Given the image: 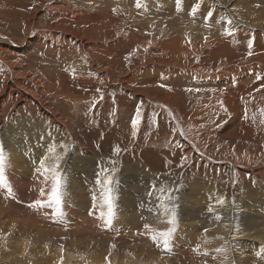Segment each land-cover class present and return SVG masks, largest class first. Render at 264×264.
Listing matches in <instances>:
<instances>
[{
  "label": "rangeland",
  "instance_id": "rangeland-1",
  "mask_svg": "<svg viewBox=\"0 0 264 264\" xmlns=\"http://www.w3.org/2000/svg\"><path fill=\"white\" fill-rule=\"evenodd\" d=\"M2 1L0 41L11 49L0 50V70L10 72L13 64L10 78L24 74L30 84L23 89L32 96L34 80L48 78L42 74L49 69L83 101L45 99L58 126L16 112L10 102L0 123L6 158L0 264H264V0ZM72 33L89 44L85 51ZM74 52L86 57L77 64ZM164 61L186 70L168 74L155 65ZM144 62L148 67L137 70ZM235 66V76L216 82L225 84L220 88L190 74L192 67ZM10 78L0 73V89ZM213 94L224 102L196 109ZM158 103L177 109L182 131ZM19 148L23 167L13 170L7 157ZM56 154L63 157L60 211L49 201L50 174L40 169ZM258 168L252 178L249 171ZM105 173L115 197L111 225L99 218L97 180ZM36 200L44 206L29 207ZM173 214L165 249L151 235L173 227L165 222Z\"/></svg>",
  "mask_w": 264,
  "mask_h": 264
},
{
  "label": "bare ground",
  "instance_id": "bare-ground-1",
  "mask_svg": "<svg viewBox=\"0 0 264 264\" xmlns=\"http://www.w3.org/2000/svg\"><path fill=\"white\" fill-rule=\"evenodd\" d=\"M4 2V0L2 1V4H4L3 3ZM56 9H60V7H57ZM48 10H50V12L52 13L53 11H54V9L53 8H50V9H48ZM53 14V13H52ZM15 20V19H14ZM29 20V19H28ZM40 22H42V21H40ZM44 23V22H43ZM143 23H145V22H143ZM38 24V23H37ZM135 24V23H134ZM44 25V24H43ZM37 26V25H36ZM35 26V27H36ZM138 26V25H137ZM136 26V28H138ZM144 26V25H143ZM34 27V28H35ZM38 27V26H37ZM137 30V29H136ZM30 31H31V27H29V28H27V29H25V33H26V35L27 36H30ZM73 34V33H72ZM72 34H71V36H72ZM47 35V34H46ZM55 37H53L54 39H60L61 38V36H57V35H54ZM50 37V36H49ZM90 37V36H89ZM28 38V40H26L25 41V45L27 46V47H29L28 46V44L30 43L31 44V42H32V40H29V37H27ZM73 39H74V42H78L79 43V46L81 47V49L83 50V51H85L87 48H88V46H89V44H87L84 40H82V39H80L79 38V36H77V34H73V37H72ZM223 38V37H222ZM31 39H33V38H31ZM35 40V39H34ZM33 40V41H34ZM218 40H221V39H218ZM31 41V42H30ZM222 41V40H221ZM56 42V40H54V43ZM152 42H154V41H152ZM213 42V43H212ZM212 42H209V43H211V44H214L215 43V40H213ZM220 42V41H219ZM7 43V42H6ZM210 44V45H211ZM34 45V44H33ZM4 46H7V47H4ZM6 48H9V49H11L10 47H9V45H7V44H3V43H1V41H0V50H4V49H6ZM21 48H22V46H21ZM196 48H198V46L196 47ZM206 48H208V47H206ZM212 48V47H211ZM26 49V48H25ZM202 49V48H201ZM196 50V49H195ZM194 50V51H195ZM200 50V49H199ZM210 50V49H209ZM5 51V50H4ZM6 52H7V50H6ZM8 53H10V52H8ZM11 54V53H10ZM197 54V53H196ZM79 54L77 53V52H74L73 53V57L75 58V62L78 64L79 63V60H82V59H84L86 56H84V54L82 53V55L81 56H78ZM147 55V54H146ZM145 55V56H146ZM199 55V54H198ZM5 55H4V53L3 52H1L0 51V58L2 59V57H4ZM78 58V59H77ZM94 58L96 59H94V61L96 62V65L98 64V62L100 61V56L97 54V55H95L94 56ZM8 60L10 59V57L9 58H7ZM212 59V58H211ZM144 60H146V59H144ZM208 60V59H207ZM33 61V60H32ZM159 61H161V60H159ZM163 62V61H162ZM185 62V61H184ZM206 62H208V61H206ZM210 62V61H209ZM231 63V62H230ZM148 64V63H147ZM145 62L142 64V65H140V66H138L137 67V70H142V69H144V67H148V65H147ZM151 64V63H150ZM204 64V63H203ZM233 64H234V62H233ZM23 65L25 66V74L26 75H28V71H30V70H32L31 68H29L28 67V65L26 64V62L24 61L23 62ZM155 65H157V66H159V67H163L165 70H167L166 72L168 73V74H171L172 72H174L175 71V69H178V70H186V66H184L183 67V69L179 66V64H178V62L177 61H171V62H167V61H164V63H157V64H155ZM154 65V67H156ZM183 65V64H182ZM236 65V64H235ZM13 68H10V72L9 71H7L6 69H4V71H5V74H6V76L7 77H11V74H12V77L14 78V75H15V69H14V65L12 64L11 65ZM204 66H206V65H204ZM232 66V65H231ZM150 67V66H149ZM152 67V66H151ZM153 67V68H154ZM159 67H158V70H159ZM236 67V66H235ZM230 67L228 70L227 69H215L213 72L211 71H204V70H201L199 67H192L193 68V70H192V73H190L191 74V76L192 77H194V78H200V79H210L211 80V82L210 83H207L208 85H207V87H210V84H216L217 85V87L218 88H220V87H222V86H225V84H223V83H216V82H218V81H225V78L227 77V80L230 78V75H234L235 74V72H237L238 73V71H239V66L238 67ZM250 67V66H249ZM28 68V69H27ZM222 68V67H221ZM46 69V68H45ZM74 69H76L75 68V66L74 65H72L71 67H70V69L68 70V71H73ZM209 69V68H208ZM1 71V70H0ZM4 71L2 70L0 73H4ZM34 73H35V71H33ZM38 72H40V71H38ZM206 72H208V74L206 73ZM54 73L55 72H52V71H50L49 69H47V70H45V74H42V76H47L48 78H42L41 80H40V82L38 83L36 80H34V82L36 83V92H35V94L34 95H30L29 93H27L23 88H25L26 89V83H28V84H30L29 82H28V80L26 79V77H25V75L24 74H22V77L21 78H15L14 79V81H13V78H10L11 79V81L12 82H10V83H6V84H4L2 87H1V89H0V123H6L7 122V116H5L6 115V113L8 112V109H9V104H10V102H12L13 103V106H14V108H15V110H16V112H18V111H22V113L24 112V113H37V114H39L40 115V117H42L44 120H45V122L47 121L48 123H50V125H52V126H58L61 122L58 120V118H57V115H56V113H57V111H55V110H52V109H50L49 107H46L45 105H44V100L45 99H49V98H52V99H55V100H59V99H63L64 97L65 98H67V100L66 101H68V102H66V103H78L79 101H83V100H81V98H79L78 96H76V95H74V94H71V93H68V92H66L64 89H63V87H62V85L59 83V81H55V80H53L52 78H51V76H54ZM62 74H65L66 75V73H62ZM41 75V74H40ZM29 76V75H28ZM235 76V75H234ZM29 77H31V76H29ZM37 79V78H36ZM54 81V82H53ZM62 82V81H61ZM203 83H205V82H203ZM202 83V84H203ZM205 86V85H204ZM206 87V86H205ZM191 90V89H190ZM192 90H194V89H192ZM198 90H203V89H198ZM196 91V90H195ZM195 91H193V92H195ZM214 96H212V97H210L209 99H207L204 103H201V104H199L198 105V108H196L197 110H201V109H203L204 111H205V109H211V107L213 106V105H216V104H220V103H223L224 102V100H220V98H221V96L220 95H218V96H216L215 94H213ZM63 98H62V97ZM224 96V98H225V95H223ZM193 97V96H192ZM171 98L172 99H175V97L174 96H171ZM14 101H15V104H14ZM65 102V101H64ZM57 103V102H56ZM159 104V106L160 107H162L161 108V110H163L164 111V115H169V117L172 119L173 118V124H174V126H175V128H176V130H178L179 132L180 131H182V127H183V125H182V117L180 116V114L178 113V111H177V109L175 108V107H165L163 104H161V103H158ZM71 105V104H70ZM77 106V105H76ZM197 106V105H196ZM10 107H11V105H10ZM167 110V112L165 111V110ZM14 110V111H15ZM168 112H169V114H168ZM15 113V112H14ZM13 113V114H14ZM36 114V115H37ZM4 129V127L2 128V125L0 126V146H2V144H4V134H3V132H2V130ZM71 130L70 129H68V130H66V132L67 133H69ZM6 133H8V132H5V134ZM187 143H188V147H190V148H192L193 147V144L192 143H190V142H188L187 141ZM18 152H13V154H11L9 157H7V160H8V165H10L11 166V169H18L19 167H23L22 166V153H23V151H22V148L20 149H18L17 150ZM213 162V164H214V161H212ZM211 162V163H212ZM210 163V164H211ZM213 164H211V167H215L216 165H213ZM251 170V169H250ZM261 170H263V169H257V170H251V171H249L250 173H251V175H252V178H255V177H258L259 176V174H260V171ZM224 226V224L220 227V228H218V231L221 233V235L223 236V232L224 231H227V229L229 230V227L226 225L225 227H223ZM239 226L238 225H234L233 226V230L235 229V228H238ZM234 232V231H233ZM240 237H242V234L241 233H239L238 234ZM224 237V236H223ZM236 237H237V235H236ZM226 238V237H225ZM235 238V237H234ZM221 239V238H220ZM224 239V238H223ZM230 244H233L234 245V243L233 242H230ZM227 245V244H226ZM261 250V249H260Z\"/></svg>",
  "mask_w": 264,
  "mask_h": 264
},
{
  "label": "snow or ice",
  "instance_id": "snow-or-ice-1",
  "mask_svg": "<svg viewBox=\"0 0 264 264\" xmlns=\"http://www.w3.org/2000/svg\"><path fill=\"white\" fill-rule=\"evenodd\" d=\"M138 6H139V0H138ZM195 12V9H194ZM211 15V14H209ZM231 23L230 21L228 22ZM226 34L231 35L232 32L230 29L226 30ZM250 46V45H249ZM139 111H137V118L133 119L132 121V128H133V135L136 134L137 125L139 123ZM120 149L119 147L114 149L115 154H119ZM63 159L62 155L56 154L54 158L51 159L50 162L48 161H42L40 165V169H43L44 172L49 173V176H46L45 179H51L52 187L50 192L48 193L49 201L51 204H55L57 207V210H61L62 206V189H63V180L62 176L59 172L60 168V161ZM5 167H6V158L4 156L3 149L0 148V187L5 186ZM38 169L37 171H40ZM97 184L101 187V196L100 199L102 203L99 205L102 209L100 214V219L103 220L105 225H111L112 220L115 216V208H114V193H113V180L111 178L110 173H105L103 176V179H98ZM9 191H11L9 189ZM163 191V190H162ZM40 195L44 196L45 191L41 189ZM170 198V197H169ZM97 197L93 196L94 205L96 202ZM219 203H223L222 201H219ZM43 207V203L41 200H36L33 204L29 205V207ZM169 209L165 206V214ZM209 212H212L213 209L210 207L208 209ZM62 214V211H61ZM219 219V217H217ZM167 224L172 225L173 227L169 228L166 231H153V234L151 235V239L154 243H157L158 245H162L165 249L170 248V242H171V236L174 231V225H175V216H173L165 221ZM145 228L152 231L150 225H145Z\"/></svg>",
  "mask_w": 264,
  "mask_h": 264
}]
</instances>
